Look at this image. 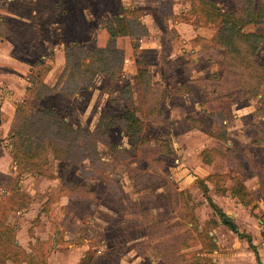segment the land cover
<instances>
[{
	"label": "rangeland",
	"instance_id": "374dc122",
	"mask_svg": "<svg viewBox=\"0 0 264 264\" xmlns=\"http://www.w3.org/2000/svg\"><path fill=\"white\" fill-rule=\"evenodd\" d=\"M194 2L0 0L8 30L6 35H2L3 29L0 32V190L5 176L11 175L9 192L30 196L28 211L12 213L8 223L15 227L22 243L26 244L25 239L31 236L48 237V247L57 246L63 252H54L50 264L64 258L66 264H257L247 236H239L222 222L207 195L234 221L239 232L250 234L258 259L264 264V185L262 190L257 186L256 170L264 165V119L256 115V120H251L254 116L249 112L248 100L252 97L245 88L233 89L231 98H223L226 92L218 81L220 46L209 42L206 54L192 50L189 39L215 30V25L198 23ZM217 2L220 7L236 8L233 0ZM127 7L141 10L148 34L140 40L138 55L164 90L160 101L162 122L146 121L141 135L166 139L171 152L159 154L162 164L151 163L129 151L134 144L132 137L125 135L121 127H112L108 129L109 137L129 154L123 157L98 143L102 158L110 161L106 167L93 169L88 159L81 163L55 159L49 142L45 160L17 171L10 154L7 121L19 102H26L31 110L53 106L58 117L83 129H92L101 111L124 115L130 122L144 120L139 105L138 111L126 113L124 101L119 98L124 85L133 87L134 60L124 61L119 79L100 73L90 88L73 96H64L59 89L40 99L25 93L35 59L42 61L46 82L54 85L63 68L65 45H89L106 18ZM180 84L187 90L176 92L175 88L183 89ZM212 97L220 100L216 111L221 110L228 120L226 141L215 137L221 132L213 127L211 110L200 105ZM251 123L259 134L251 131ZM238 127L247 134L245 141L237 138ZM249 132L256 137L254 156L247 148ZM150 145L159 149L153 142ZM211 148L218 152L206 164L203 154ZM231 153L241 166L237 161L228 164ZM212 173L224 177L216 180L217 184L205 180ZM68 181L87 185L92 195L69 197ZM202 181L208 187L206 192ZM237 181L248 185V206H242L233 193L235 187L240 188ZM256 205L260 211L255 217L251 210ZM206 231L211 239L201 235ZM177 233H186L190 240L183 244L168 240Z\"/></svg>",
	"mask_w": 264,
	"mask_h": 264
},
{
	"label": "trees",
	"instance_id": "16d2710c",
	"mask_svg": "<svg viewBox=\"0 0 264 264\" xmlns=\"http://www.w3.org/2000/svg\"><path fill=\"white\" fill-rule=\"evenodd\" d=\"M236 8L230 10L220 7L217 0H196L197 7L195 16L200 25H215V30L210 38L195 35L189 40L191 47L197 48V53L206 54L209 42H213L221 47L223 58L221 61V75L219 77V87L226 92L223 98H231L233 89L245 88L250 97L258 98V106L255 115L264 116V93L261 86L264 84V62L258 58L257 51L259 45L264 42V34L248 28L249 25L264 23V0H233ZM0 7H3L2 3ZM141 10L125 8L122 13L114 14L106 18L97 30L93 41L89 45L73 42L65 45L63 58L64 64L55 84L49 85L46 81V70L42 67V61L35 59L31 63V70L28 74L25 93L32 99H40L46 94L59 89L65 96H73L81 89L92 86L97 74L102 73L110 77L119 79L123 74L124 61L134 60L136 64V74L134 75L133 87L124 85L120 91V99L124 101L125 112L134 113L139 109L144 120L136 123L129 122L123 116L110 115L101 111L92 129H83L75 126L64 118L58 117L53 106L42 109L31 110L26 102H19L15 105L12 122L8 131L10 154L13 167L17 171L41 162L48 156V143L52 145L53 157L55 159L71 160L81 163L88 159L92 168L106 167L110 161L104 160L98 149V143L106 146L111 152L122 153L123 157L128 156V151L121 145L115 143L108 134V129L121 127L125 135L132 137L134 144L130 146L132 153L143 157L145 160L160 165L163 160L160 153L171 152L166 139L141 135V130L147 122L161 123L162 109L160 101L164 97L162 83L153 80L144 60L138 55L140 40L148 34V28L141 19ZM6 24L0 12V32L6 35ZM182 90L175 88L176 92H184L187 86L180 84ZM135 93V98L133 97ZM222 99V98H221ZM219 99L211 98L200 103L206 105L211 111ZM205 107V110H208ZM209 111L213 119V127L219 129L220 135H215L218 139L226 141V125L222 111ZM194 123V122H193ZM199 123V122H198ZM194 125V124H193ZM264 139V137H263ZM264 141V140H262ZM158 145L159 149L151 148L150 143ZM139 143V146L136 145ZM217 149L211 148L203 154V162L210 164ZM231 151V150H230ZM208 154V156H206ZM232 156L233 159L232 160ZM229 165L239 160L231 153ZM259 177L258 187L261 190L264 179V165L257 167ZM224 176L212 173L206 176L205 180L216 183V180ZM11 175H6L1 187L0 197V264H5L7 260L15 264H46V257L54 248L47 245L46 241L37 240L35 244H29L31 251H27L16 243V229L8 223L9 216L19 213L29 206L30 196L22 192L20 194L9 192ZM203 182V183H202ZM201 183L203 190L208 191L205 181ZM240 188H234V195L239 201L248 206L251 202L250 192L245 184L238 182ZM69 197L88 198L92 191L85 184H77L68 181ZM217 186V185H216ZM207 200L219 214L222 222L227 224L239 236H247L249 247L256 256L257 264H261L255 245L252 243L250 235L239 232L237 225L223 211L218 209L210 197ZM260 211L256 205L251 210L253 216H257ZM264 228V221L261 220ZM203 237H211L208 231L201 234ZM172 243H186L190 240L186 233H177L168 240ZM40 244L41 247H38ZM214 249L215 244L212 243ZM216 248V247H215ZM45 251V252H44ZM80 262V261H79ZM80 264V263H79Z\"/></svg>",
	"mask_w": 264,
	"mask_h": 264
},
{
	"label": "crops",
	"instance_id": "0c3cea01",
	"mask_svg": "<svg viewBox=\"0 0 264 264\" xmlns=\"http://www.w3.org/2000/svg\"><path fill=\"white\" fill-rule=\"evenodd\" d=\"M144 23V22H143ZM145 24V23H144ZM254 26V28H253V30H255V31H257V32H260V33H263L264 34V23H260V24H255V25H253ZM213 33V32H212ZM212 33L210 34V35H201V36H204V37H206V38H210L211 37V35H212ZM190 40V39H189ZM141 41H142V38H141ZM141 41H140V47H141ZM210 44H212L213 45V42L212 43H210ZM190 47V46H189ZM192 50H194V52L196 51L197 52V48H193L192 47ZM257 55H258V58L261 60V61H263L264 62V42H262L260 45H259V48H258V51H257ZM197 57H194L193 59L194 60H197L196 59ZM219 59L217 60V62H219V66L220 67H218L220 70H219V73H218V79H219V77H220V75H221V71H222V67H221V61H222V58H223V54H222V51H221V57H218ZM125 61H128V59H126ZM192 61V60H191ZM211 61V63H216V61H215V59H211L210 60ZM63 64H64V58H63ZM100 74V73H99ZM99 74H97V76L99 75ZM95 80V79H94ZM45 81H46V78H45ZM94 82V81H93ZM93 84V83H92ZM51 86H53V85H51ZM90 88V87H89ZM82 90V89H81ZM80 90V91H81ZM261 90H262V92H264V84L261 86ZM79 92V91H78ZM50 94H52V93H50ZM46 95H49V94H46ZM64 95V94H63ZM65 96V95H64ZM260 97V95L259 96H257L256 98H249V100H248V102H249V104H250V110H249V112H251L252 113V115L254 116L253 117V119H251V120H256V115H255V110H256V108H257V106H258V102H257V100H258V98ZM42 98V97H41ZM213 98V97H212ZM207 99H209V98H207ZM15 108V107H14ZM14 108L12 109V114H10L9 115V118H8V121H7V135H8V131H9V127H10V124H11V122H12V118H13V114H14ZM42 109V108H41ZM1 113H2V109L0 108V123H2V121H3V119H2V117H1ZM126 113H128V112H126ZM121 116V115H120ZM123 117H126V116H124V115H122ZM259 118H263L264 119V117H262V116H260ZM98 119V118H97ZM97 119H96V121H97ZM65 120H67L66 118H65ZM126 120V119H125ZM250 120V119H249ZM262 120V119H261ZM68 121V120H67ZM224 121V123L225 124H227L228 125V120L227 119H224L223 120ZM130 122V121H129ZM132 122V121H131ZM137 122V121H136ZM136 122H132V123H136ZM250 127H251V131L252 130H254L255 131V134L257 135V134H259L260 133V131L258 132L257 131V129H254L253 127H254V125H253V123H251L250 124ZM227 129H228V127H227ZM250 133H251V135H250ZM255 134H253L252 132H249V136H250V138H248V143H249V147H247L249 150H252L253 151V156L255 155V151H254V147H257V145L255 144V140H256V137L254 136ZM237 138H241V139H243L244 141L247 139V134L243 131V129H241V127H238V133H237ZM245 138V139H244ZM231 143H233V142H231ZM229 144H230V141H229ZM259 146V145H258ZM244 184H245V186L246 187H248V185L246 184V182H243ZM257 186H258V183H257ZM242 206H243V204L241 203V202H239ZM30 206V205H29ZM29 206H28V208H26V209H24L22 212H24V213H26L28 210L27 209H29ZM20 213V212H19ZM35 234V233H34ZM247 234H249V233H247ZM18 234H17V231H16V243L18 244V245H20L22 248H24L25 250H27V251H31V249H30V245L29 244H35V242L37 241V240H40V241H46L47 239H48V237H36V236H31V237H29L28 239H25L26 240V244L25 243H22L21 241H20V239L18 238V236H17ZM250 235V234H249ZM29 236V235H28ZM27 240H29V242L27 243ZM254 244V243H253ZM28 246V247H27ZM54 252H56L57 254H62L63 252L62 251H59V249L57 248V246H54V248L51 250V252L47 255V257H46V264H50V262H48V260L51 258V256H53V253ZM259 257V256H258ZM260 259V258H259ZM260 263H261V261H260ZM5 264H15L14 262H12V261H10V260H7L6 262H5ZM21 264H26L25 262H22ZM57 264H66V260H65V258L64 259H62V261L61 262H58ZM262 264V263H261Z\"/></svg>",
	"mask_w": 264,
	"mask_h": 264
}]
</instances>
